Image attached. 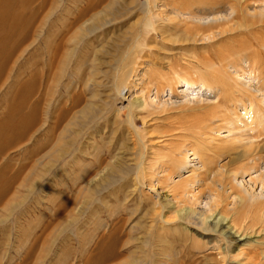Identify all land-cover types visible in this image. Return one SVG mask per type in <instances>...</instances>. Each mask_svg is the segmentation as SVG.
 I'll return each instance as SVG.
<instances>
[{
  "label": "rangeland",
  "instance_id": "rangeland-1",
  "mask_svg": "<svg viewBox=\"0 0 264 264\" xmlns=\"http://www.w3.org/2000/svg\"><path fill=\"white\" fill-rule=\"evenodd\" d=\"M150 1L166 8L0 0V264H264V227L229 192L247 181L264 194L250 168L251 155L264 161V130L258 114L249 122L250 100L264 106V44L242 33L236 53L239 28L189 41L169 4L198 0ZM218 46L234 53L218 60ZM189 207L245 235L227 243L198 213L184 218Z\"/></svg>",
  "mask_w": 264,
  "mask_h": 264
},
{
  "label": "bare ground",
  "instance_id": "bare-ground-1",
  "mask_svg": "<svg viewBox=\"0 0 264 264\" xmlns=\"http://www.w3.org/2000/svg\"><path fill=\"white\" fill-rule=\"evenodd\" d=\"M237 1H236V3H237ZM150 2H151L150 0H146V4L148 6L153 3V2H151V3ZM193 2H195V1H193ZM251 2L260 3V4L253 5ZM263 2H264V0H239L238 4L227 3L230 6L229 5L226 6V4L224 5V3H222L220 0H198V5L194 6L195 8L194 7H184V6H182L183 4H178L177 6L169 4L171 6L170 10H171L172 14H171L170 18H168V22L171 23L170 19L172 18L173 28L175 31H179V32L186 33V34L192 33V37L189 39V41H192V42H195V41L197 42V40H200V38H197L198 35L204 36L206 38L207 37L211 38L212 36H214L217 33H220V32L222 33V31H226L228 29L230 31V29H232V28L233 29L239 28L237 30L238 33L235 32L236 35L238 34L237 35L238 40L242 39L243 36H240V34L244 33V35H247V36L253 35L254 38L255 37L260 38L258 40V43L261 42L260 44H264V3ZM231 3H234V2H231ZM160 6H162V7L158 8V5L156 3H153V7H154L152 10L153 15H156V14H154L155 9L158 8L159 11L162 12V9L166 8V5H164V4H162ZM111 9L112 8H109V11ZM146 12H147V10H146ZM96 18L97 17H94L95 20H96ZM96 21H98V20H96ZM145 21H147V22L143 26L142 30L144 32H142V33H148L149 34L150 31L154 30L153 22L151 21V18L149 16L146 17ZM256 25L258 26L259 31H256L257 30ZM24 26H26V25H24ZM253 26H256V27L253 28ZM255 28H256V30H254ZM233 31H236V30H233ZM217 37H219V36H217ZM165 38L170 40L171 37H170V35H167ZM144 41H145L144 38L141 39L140 41H134V47L133 48L138 49L139 53H140L141 52L140 49H142V46H143L142 44L144 43ZM245 41H243V40L238 41V43L240 42L242 45L240 47L236 48V53H240L243 51L246 52L247 47H246L245 43L247 44V42H245ZM42 42H43L42 44H44V48L46 49V52L49 54V56H56L57 55L58 51L54 49L51 42H46L45 40ZM248 42H249V44H251L250 40ZM248 47H249V45H248ZM128 48L131 49V47H128ZM225 48L221 49V46H218L217 50H215L217 52L216 55L219 58L218 60L224 61L227 57V56L225 57V55L230 56L229 52L232 54L234 53L233 49H227L230 51L228 53L224 54L223 49H225ZM256 52H258V51H256ZM128 53H129V51H128ZM244 57H245V55H244ZM206 60H208V59H206ZM228 60L231 61V58ZM224 64L226 65L227 63H224ZM220 65H222V64H220ZM204 70H202V71L203 72L207 71V69L205 71ZM214 73H216V72H214ZM205 74H207V73L205 72ZM126 76H127V74H126ZM208 76H211V75H208ZM223 85H224V83H223ZM171 87H173V86H171ZM145 99H147V98H145ZM149 102H150V100H149ZM252 102L253 101L250 100L251 120H249V122H251L252 124L255 123L254 121L256 120V114H258V116H259L258 122H260V124H261V129L264 130V106L263 105L260 106L257 103V105H256L257 108L254 109L251 106ZM261 104H262V102H261ZM139 106L141 107L140 108L141 110L146 108V106H147L146 101L143 98L140 99ZM244 110H245V108H244ZM26 117L30 118L31 116H28V114H27ZM27 118H25V121H24L26 124L28 123V122H26L28 120ZM236 118H238V116ZM245 123H247V121ZM245 123H244V125H245ZM234 125H235L234 129L237 131V133L240 134V136H242L246 133L244 130L241 129V127L239 125H237V123L235 124V122H234ZM248 134H250V133H248ZM195 156L198 157L200 155H194V157ZM251 156H253V160L255 161V163H253L252 167H250V168H255L256 169L255 172H258V174L255 175L253 180H256L257 183L260 184V187L264 189V161L260 160L257 163L256 160L258 157L254 158V157H256V155H251ZM182 157H183V159H179V160H175L174 158H172V161L175 162L174 166H177V164H179L183 160L187 159V156L185 154ZM208 160H205V161H208ZM176 182H173V184L176 185L177 184ZM245 182H246L245 185L247 186V188L244 186V182L241 184V186H239L241 188L240 190L235 189V187H229L230 188L229 192L231 191L232 192L231 195H233L232 200H234L235 205L237 203L239 205V207L241 206V209L243 211L248 213L246 217H248V216L250 217V221H251L250 224H252V223L256 224L257 223V224L262 225L264 227V221H263L264 216H262L263 211H264V194H263V192L254 193L252 188L250 187L251 182H249V183H247V181H245ZM252 182H254V181H252ZM171 183H172V181H171ZM176 194L178 195V197L182 198L183 196H186V191H185V189L176 190L175 195ZM173 196H174V193L171 195H166V203H165V205H163V207H165L166 205H169V203H171V201H173V199H174ZM156 198H158V196ZM198 198H196V200H198ZM219 198L220 197H218L217 199H219ZM214 199H215L214 197L211 198L208 196H206V198H205L207 203L208 202L211 203L212 200H214ZM181 210L183 211V209H181ZM195 211H197V210H195L193 207H189L185 211V214H184L185 217L184 218H186V216L189 215L191 212H195ZM179 213H180V211H179ZM195 213H198L197 219L199 221H201L202 223L208 222V224H205V226H208V228H205V230L211 229L212 232H214L216 235L221 237V239H224L227 243H229V241H232V243H233V241L238 242L240 240L239 237L245 235L244 233L242 234V232L237 231L233 225H231V224L227 225L228 217H226L225 215H222L219 212L218 213L215 212V213H212L209 215H204L200 211L195 212ZM246 213H244L243 215H246ZM158 219H160V220L162 219V222L166 223V224L168 222V218H164V217L159 216ZM228 223H229V221H228ZM167 225H169V224H167ZM155 227L156 226H154V228ZM158 227H160V226H157V228H155V232H157V233L159 232ZM162 228H163V226H162ZM161 239L162 238L160 237V235L158 233L156 240L160 241ZM225 249H226V247H224V250Z\"/></svg>",
  "mask_w": 264,
  "mask_h": 264
}]
</instances>
